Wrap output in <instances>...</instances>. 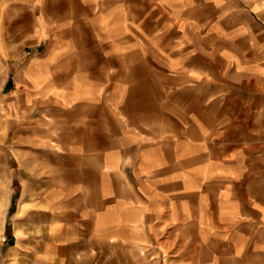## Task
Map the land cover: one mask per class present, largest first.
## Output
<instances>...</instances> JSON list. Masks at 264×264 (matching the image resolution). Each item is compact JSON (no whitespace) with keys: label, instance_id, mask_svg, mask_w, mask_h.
<instances>
[{"label":"crops","instance_id":"1","mask_svg":"<svg viewBox=\"0 0 264 264\" xmlns=\"http://www.w3.org/2000/svg\"><path fill=\"white\" fill-rule=\"evenodd\" d=\"M2 175L0 264H264V0H0Z\"/></svg>","mask_w":264,"mask_h":264},{"label":"rangeland","instance_id":"2","mask_svg":"<svg viewBox=\"0 0 264 264\" xmlns=\"http://www.w3.org/2000/svg\"><path fill=\"white\" fill-rule=\"evenodd\" d=\"M58 113H45L44 112V118H43V124L44 125V129L47 130H51L53 131L55 134H66L65 132L67 131L66 128H63V125H65V127L67 126V122H65V119H63L64 122H61V118L58 117L57 115ZM56 116V117H55ZM58 120L60 121V123H58ZM53 121H56L58 123V126L56 124V127L49 129L51 126V124L53 123ZM65 131V132H64ZM5 179V176L2 175L0 176V182L2 183Z\"/></svg>","mask_w":264,"mask_h":264}]
</instances>
